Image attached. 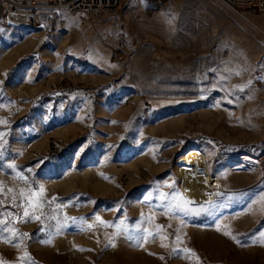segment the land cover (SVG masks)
Segmentation results:
<instances>
[{
	"label": "rangeland",
	"instance_id": "374dc122",
	"mask_svg": "<svg viewBox=\"0 0 264 264\" xmlns=\"http://www.w3.org/2000/svg\"><path fill=\"white\" fill-rule=\"evenodd\" d=\"M155 9L0 21V264H264V169L240 167L264 160V36L217 0ZM194 150L207 206L180 190Z\"/></svg>",
	"mask_w": 264,
	"mask_h": 264
},
{
	"label": "built area",
	"instance_id": "2783aa9c",
	"mask_svg": "<svg viewBox=\"0 0 264 264\" xmlns=\"http://www.w3.org/2000/svg\"><path fill=\"white\" fill-rule=\"evenodd\" d=\"M124 0H0V21L18 29L34 30L44 14L76 15L80 12L112 13ZM228 11L249 23L248 16L264 15V0H217ZM18 17V18H17ZM263 36L264 34L260 31ZM261 47L264 54V48Z\"/></svg>",
	"mask_w": 264,
	"mask_h": 264
},
{
	"label": "bare ground",
	"instance_id": "6f19581e",
	"mask_svg": "<svg viewBox=\"0 0 264 264\" xmlns=\"http://www.w3.org/2000/svg\"><path fill=\"white\" fill-rule=\"evenodd\" d=\"M148 4L160 9L166 0H143ZM18 18V17H17ZM248 24L252 29L262 32L250 20ZM10 25L14 23L10 21ZM264 34V32H262ZM262 55L260 56V58ZM259 58V60H260ZM249 161V165H247ZM259 166L264 169V160L258 162L256 160H243V165L240 167ZM176 172L180 179V190L182 195L190 205L207 206L214 201L215 194L222 190L221 183L215 178L211 172L210 164L207 158L198 150L189 152L181 157L176 166Z\"/></svg>",
	"mask_w": 264,
	"mask_h": 264
},
{
	"label": "crops",
	"instance_id": "0c3cea01",
	"mask_svg": "<svg viewBox=\"0 0 264 264\" xmlns=\"http://www.w3.org/2000/svg\"><path fill=\"white\" fill-rule=\"evenodd\" d=\"M254 24V23H253ZM256 27H258L259 28V26H257L256 24H254ZM260 29V28H259ZM254 30V29H253ZM261 30V29H260ZM262 31V30H261ZM263 32V31H262ZM242 37H239L238 38V40H237V42L239 41V39H241ZM242 41H243V43H245L244 44V46H247L248 47V49L251 51V52H253V54L256 56L257 55V53H258V50H257V48L252 44V43H250L249 41H247L246 39H241ZM238 44H239V42H238ZM260 56L261 55H258V60H259V58H260Z\"/></svg>",
	"mask_w": 264,
	"mask_h": 264
},
{
	"label": "snow or ice",
	"instance_id": "6c2138e0",
	"mask_svg": "<svg viewBox=\"0 0 264 264\" xmlns=\"http://www.w3.org/2000/svg\"><path fill=\"white\" fill-rule=\"evenodd\" d=\"M0 135H2V134H0ZM21 178H23V177H21ZM0 191H2V182H0ZM9 191H11V189H9ZM39 191H40V192H43V188L41 187V188L39 189ZM53 199H55V198H53ZM17 206H19V205H17ZM24 216H25L26 218H30V217H29V213H28L27 211H25ZM37 218H38V217H37ZM97 219H99V218H97ZM24 235H26V234H24Z\"/></svg>",
	"mask_w": 264,
	"mask_h": 264
}]
</instances>
